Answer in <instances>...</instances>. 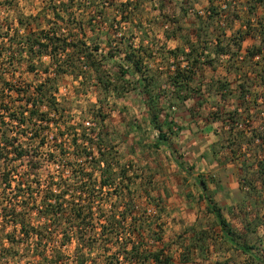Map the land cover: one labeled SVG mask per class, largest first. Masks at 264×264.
Returning <instances> with one entry per match:
<instances>
[{"label":"rangeland","instance_id":"rangeland-1","mask_svg":"<svg viewBox=\"0 0 264 264\" xmlns=\"http://www.w3.org/2000/svg\"><path fill=\"white\" fill-rule=\"evenodd\" d=\"M54 1L59 18L53 27H61L58 33L72 43L83 41L85 53H95L93 46L98 45L94 57L103 68L101 80L109 86L102 87L91 70H83L81 77L44 72L49 57L24 52L14 57L13 65L0 62V116L7 121L12 109L30 107L24 106L27 96L20 89L45 83L41 90L48 101L54 96L49 107L57 109L48 117L59 124L42 129L44 145L36 156L41 178L56 177L65 159L73 158L71 147L55 141L64 122L91 127L90 136L92 128L100 131L127 167V178L99 190L101 203L93 205L97 211L101 204L103 213L69 236L64 220L44 229L49 221L36 210L27 211L28 245L20 238V224L10 220L4 225L1 208L12 207L13 200L3 197L13 198V192L0 182V264H45L44 257L63 264H78L81 257L84 264H119L116 258L123 256L132 260L124 264H259L221 236L215 218L205 210L207 197L220 208L237 243L251 246V253L264 262V0ZM49 2L0 0V25L10 26L13 33L18 29L19 36L50 29L56 15L46 12ZM187 43L196 45L192 57L185 55L191 50ZM129 46L141 49L143 72L130 64ZM197 55L201 58L192 63ZM30 62L35 71L29 70ZM178 69L179 87L170 78ZM187 70L193 71L190 82L183 78ZM146 100L156 106L168 145L153 146L158 131L149 121ZM7 128L0 122L4 137ZM4 151L7 158L0 165L10 169L11 153ZM90 151L98 155L96 149ZM59 152L66 158L60 161ZM28 158L14 162L20 176ZM83 167L99 184L100 166ZM199 180L205 182L204 190ZM34 199L39 203L40 198ZM110 209L120 223L106 221Z\"/></svg>","mask_w":264,"mask_h":264},{"label":"trees","instance_id":"trees-1","mask_svg":"<svg viewBox=\"0 0 264 264\" xmlns=\"http://www.w3.org/2000/svg\"><path fill=\"white\" fill-rule=\"evenodd\" d=\"M49 5L51 7L46 10V12L48 11V13L52 14L55 13L56 15V20L53 19V23L52 21L50 22V24L52 23L50 25V29H39L37 31L27 33L25 36L20 33L21 36H19L18 29H15L17 31L13 33L10 26L5 27L0 25V44H2L0 45V62L6 60L9 64L13 65L14 62H16L14 57L21 56L24 52H26V54L28 53L29 56L39 58L47 56L49 57V66L44 72L51 70L55 75L71 74L76 77H81L83 70H91L96 74L99 84L104 88L108 87V81L105 83L100 77V74L103 71V68H101L102 65H99L94 57L95 53L99 49L98 45L93 46V51L95 53H85L86 46L83 41L78 45V43H72L71 41H68L67 37L60 35L58 32L61 27H53V25L58 24L57 19L59 18V15L56 11L58 10L56 7L57 3H55L54 0H51ZM19 21V23L22 24L21 19ZM108 44L110 46L112 41H109ZM187 44L191 46L192 51L189 50V53L185 55H187L186 57H192L190 55L194 52L193 47L196 45H192V43ZM66 51H76L78 55L75 57L72 55H69L67 58L62 57L61 54ZM120 51H122L121 48H119V52ZM127 51L128 53H126V56L131 60L130 64L136 71L143 72L141 65V49L139 47L136 49L132 46L130 48L129 46V50ZM182 51L184 52L183 49ZM171 53L176 56L175 51H171ZM251 53H253V51ZM10 55L11 58H8ZM199 56L201 55H197L192 63H195L197 60L199 61L201 58H198ZM81 58L84 60H80ZM30 64L32 63L30 62L28 65ZM29 70L35 71L34 64H32V66L30 65ZM176 70L171 73L170 78H172V84L179 87L178 84H180V81L178 78L180 79V72L179 69L178 71ZM120 71L122 74L126 72L125 69ZM192 72L193 71L187 70V73H189L187 74L184 71L182 73L183 78L185 77L187 81L189 80L190 82L192 79L190 76ZM44 84L39 83L34 88H31V85H28L24 88V90L20 89V91L27 96L24 99V106L30 105V107L23 109L18 106L17 108L12 109L8 115L7 121H4V119H2L3 117L0 116V122L10 126V129L7 128V137H4L5 135L3 136V131H0V163L3 164L1 160L7 158V156L5 157L6 151H4L7 150L8 154L11 153L9 158V160H11L10 164H13V167L10 169H7L6 167L2 168L0 165V182L3 184L4 189H11L13 192L12 196L14 198L13 199L8 195L3 197L13 200V204L12 207L8 209L1 208V217L5 221L4 225L9 223L10 220H12L15 225L20 224V228L22 230L21 234H23L20 238H23V242L26 245L29 243L28 231L25 229L29 228V226L27 227V223H25V218L28 215L27 211L36 210L49 221V223L43 224L42 227L44 229L49 228L50 225L58 227L61 224L60 221L64 220V223L66 224L62 221V225L64 226L63 230L64 233L69 236L72 234L73 230H81V224H84V226L87 227V220L103 213L102 208L100 207L101 204H99L96 208L97 211L93 205L95 202L101 203L99 198L101 199L102 195H99L98 191L107 186L111 187L109 186L112 184L110 182L114 179L119 178L120 180L122 178H127L128 173L127 167L120 163L114 147L112 145H108V143L104 141L102 135H100V131L95 132L96 130L92 128L94 131L90 132H94V134H91L92 136H90L88 131L91 127H87L82 123L67 126L65 125L67 123L64 122V128L60 129L61 135L55 141L60 143V145L64 143L71 147V156H73V158L69 155L71 159H68V157L65 159L68 161L61 165L62 167L63 165L65 167L56 177L52 175H44L43 178H41L38 173L39 168L41 167L40 157L36 156H39L38 150L44 145L42 129L44 127L49 128L51 125L59 124L58 122H55V119L48 117L51 113L53 114V112H56L57 109L49 107V104H54L55 98L54 96H50V98H52L50 101L46 99L47 93H44L41 90ZM186 87L187 85H184L181 88L184 89ZM150 96L151 95L149 93L148 99H151ZM146 101L149 110V121L158 131L153 146L158 148L162 144L168 145L166 134L163 131L162 126L158 121V115L155 112L156 106L153 105L152 100ZM8 111L9 110L6 112ZM100 122H104V116L100 119ZM165 122L168 126L170 121L166 119ZM89 148L96 149L95 153L98 155H94ZM62 155L63 153L59 152L60 161L63 158H66L65 155L63 157ZM24 157H29L24 162L27 169L25 168V172H23L24 174L20 176L19 169L14 162L18 161L21 163L23 162ZM87 163L93 168H98V166H100L99 184H96V181L90 177L93 172L87 171L85 167H83L86 166ZM177 165L182 170H186L182 161H177ZM12 182H15V185H13ZM198 183L202 186L203 190L206 188L203 180H199ZM35 197L40 198V200H38L39 203H36V199H34ZM31 198L34 199L35 202L30 203L28 199ZM115 198L120 199L121 197L119 194H115ZM205 210L207 213L213 215L217 226L220 228L221 236L227 239L230 245L242 252L251 254L252 259L256 260L259 264H264V262L261 261L257 255L251 253V246L244 243H237L236 239L233 237L234 233L229 230L227 223H225L223 219L220 208L210 197H207ZM113 214L114 210L110 209L106 221H109L110 223H120V221H117L114 218ZM126 214L127 213H122V218H125ZM12 241L15 240L12 238ZM15 242L18 243V241ZM65 242L66 241L64 240L62 244H65ZM125 248V245L121 246L122 250H125ZM153 257L155 260H158L159 254L154 253ZM125 261H129L131 263L132 260H127V257L125 256H123V259H119L118 257L116 258V262L119 264H124ZM43 262L45 264H63L62 261H58L55 257H52L51 259L44 257ZM84 263L85 260L81 257L78 260V264Z\"/></svg>","mask_w":264,"mask_h":264},{"label":"built area","instance_id":"built-area-1","mask_svg":"<svg viewBox=\"0 0 264 264\" xmlns=\"http://www.w3.org/2000/svg\"><path fill=\"white\" fill-rule=\"evenodd\" d=\"M260 115L262 116V118L264 119V109H262L261 111H260ZM249 122V120H246V124ZM234 125L236 126V125H238L237 127H240L241 126V123H237V122H235L234 123ZM255 140L256 141H262L261 139H259V138H255ZM262 146L264 147V143L262 142Z\"/></svg>","mask_w":264,"mask_h":264}]
</instances>
